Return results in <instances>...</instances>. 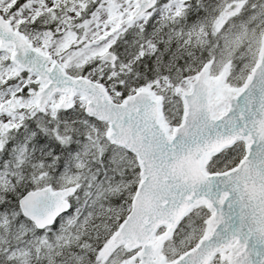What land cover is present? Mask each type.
<instances>
[{
  "label": "snow or ice",
  "instance_id": "snow-or-ice-1",
  "mask_svg": "<svg viewBox=\"0 0 264 264\" xmlns=\"http://www.w3.org/2000/svg\"><path fill=\"white\" fill-rule=\"evenodd\" d=\"M0 264H264V0H0Z\"/></svg>",
  "mask_w": 264,
  "mask_h": 264
}]
</instances>
